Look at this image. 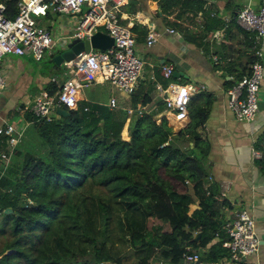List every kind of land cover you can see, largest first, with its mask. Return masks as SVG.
<instances>
[{
  "label": "trees",
  "instance_id": "obj_1",
  "mask_svg": "<svg viewBox=\"0 0 264 264\" xmlns=\"http://www.w3.org/2000/svg\"><path fill=\"white\" fill-rule=\"evenodd\" d=\"M0 3L8 16H16L18 0ZM205 3L159 0L163 19L187 41L207 48L206 37L226 22L218 14L211 16ZM229 6L230 23L244 31L236 22L244 5ZM200 12L208 13L204 28L189 29ZM53 63L63 72V65L55 59ZM47 90L55 93L57 86L52 83ZM200 95L191 98V122L176 132L165 116L156 118L148 111L129 116L104 104L83 101L70 115L58 114L52 121L25 109L42 142H27L23 151L17 148L14 153L22 156L21 162L0 168V264H180L187 246L206 247L214 237L220 239L211 248V260L229 255L215 194L192 216L190 199L183 195L187 182L200 183L209 176L203 159L209 145L197 129L205 124L213 100L210 94L201 105ZM132 105H151L141 81ZM158 106L165 108L161 100ZM129 118L127 132L123 129ZM7 141L0 136V160ZM259 164L264 173V155ZM8 208L13 212L5 213ZM152 220L160 224L149 226ZM196 231L201 233L198 242Z\"/></svg>",
  "mask_w": 264,
  "mask_h": 264
},
{
  "label": "crops",
  "instance_id": "obj_2",
  "mask_svg": "<svg viewBox=\"0 0 264 264\" xmlns=\"http://www.w3.org/2000/svg\"><path fill=\"white\" fill-rule=\"evenodd\" d=\"M238 3L245 6L249 0H215L206 8L211 16L218 14L226 22L221 39L214 38V31L206 37L204 42L209 43L207 48L203 45L198 46L193 41H187L179 30L168 24L161 14L159 0H134L132 5L127 4L121 8L120 17L124 24L132 28L137 27L133 31L137 40V53L145 62L141 82L143 91H146L151 98V105L145 107L146 111L156 113V118L164 117L166 114L164 108L158 106V101L163 99L158 97L155 80L151 79L152 75H155L156 80L162 83L158 78H163L161 66L164 64L170 63L174 66L176 75L173 74V82L170 83L206 86V90L200 92L201 95L197 99L199 104L203 105L205 98L210 94L212 96L209 116L205 124L197 129L209 145L203 157L209 176L200 183L187 182V192L183 195L190 199L189 216L201 210V202L207 200L211 192L215 194L217 207L220 209V224L224 225L227 220L234 218L241 208L248 209L255 218L261 245L257 253L246 257L241 264H264V173L259 164L264 155V148H257L258 145L264 147V78L259 91V111L254 121L237 120L228 105L227 89L238 82L241 75L248 73L251 62L255 60L254 49L251 47V39L254 35L249 32L245 34V30L239 31L233 23H230L229 4L234 6ZM49 16L53 15L47 17ZM207 16L208 13L204 16L200 12L193 24L189 25V29L194 31L203 29L202 23L207 20ZM50 27L59 34L58 30L60 28L64 30L67 26L62 23L61 26L56 27V22L52 20ZM226 28L229 29L228 32ZM171 29L174 32H170ZM151 33L156 35L155 42L148 40V35ZM261 45L264 48V40ZM55 57L54 52L48 53L41 60L44 63L51 62L50 71L49 67L46 69V64L45 67L43 65L40 68L33 67V61L38 60L31 54H6L1 58L0 67L5 73L6 86L0 94V99L4 98L3 102L8 114L0 115V128L8 125L24 129L30 124L26 119L25 109L31 110L30 105L34 103L36 95L47 90V87L53 83L52 78L58 77L60 80L64 78V72L58 71L53 65ZM84 83L80 93V104L84 101L87 102L86 105L96 103L110 108L109 102L115 98L117 107L113 110L133 108L132 95L121 92V101H118L115 96L118 90L110 84ZM91 87L93 88L89 89L88 93L84 91L85 88ZM190 122L189 116L185 126L173 129L175 132L180 131ZM123 130H127L126 127ZM256 152L258 156L255 155ZM14 154L10 162L12 167L20 160V156ZM2 165L4 166L5 163L0 160V168ZM198 232L200 231H196ZM219 239L220 237H214L206 247L193 248L201 258L189 264H237L227 260L228 254H223L217 260H211L215 256V253L211 255V248L219 242ZM216 252L219 250L217 249Z\"/></svg>",
  "mask_w": 264,
  "mask_h": 264
},
{
  "label": "built area",
  "instance_id": "obj_3",
  "mask_svg": "<svg viewBox=\"0 0 264 264\" xmlns=\"http://www.w3.org/2000/svg\"><path fill=\"white\" fill-rule=\"evenodd\" d=\"M134 0H18L15 17L6 13V5L0 3V60L6 54H31L38 61L45 58L47 50H65L73 40L90 39L95 33L103 31L114 38L113 47L106 50L92 49L81 52L75 59L63 62L64 78H52L57 86L55 93L48 90L39 92L31 111L40 120L52 121L58 113L55 106L67 110H76L80 104V93L83 83H110L119 91L132 95L137 89L145 62L137 53V40L132 27L121 21V8ZM208 8L215 0H205ZM65 15L72 22L67 35L59 34L50 26L42 25L36 18L48 15ZM215 15V13H212ZM236 21L245 31L254 35L255 60L250 65V73L227 89L228 105L237 120L252 122L259 111V91L264 78V0L255 7L250 0L237 13ZM170 32H174L171 29ZM224 35V28L214 32L219 40ZM150 42H155L156 35H148ZM53 53V52H50ZM163 79L170 80L174 74L173 64L161 66ZM155 88L158 97L164 101L165 117L172 128L179 129L189 119L191 98L206 86L202 84H175L164 86L155 75ZM85 85V83H84ZM6 86V77L0 67V94ZM111 109L117 107V101L109 102ZM129 116L142 115L145 107L126 109ZM25 128L6 126L0 128V136H7V146L1 152L5 167L11 162L12 155L22 141ZM255 155L258 156L256 152ZM31 204V200H28ZM228 239L223 246L228 249L227 260L241 264L248 256L259 251L261 239L256 229L254 216L246 208H241L223 225ZM218 235V233H217ZM201 255L192 246H187L182 264L198 261Z\"/></svg>",
  "mask_w": 264,
  "mask_h": 264
},
{
  "label": "rangeland",
  "instance_id": "obj_4",
  "mask_svg": "<svg viewBox=\"0 0 264 264\" xmlns=\"http://www.w3.org/2000/svg\"><path fill=\"white\" fill-rule=\"evenodd\" d=\"M155 1V0H154ZM250 1V0H249ZM252 2H253V5L255 6V7H257V5H259L260 4V2H261V0H251ZM37 19V21H39L42 25H46V26H50L51 25V21L52 20H54L55 22H56V27H59V26H61L62 25V23H64V25L65 26H67L66 28H64V30L62 29V28H60L58 31H60L61 32V34L63 35V36H65V35H67V30L68 29H70L71 27H72V22L71 21H69V19H67L66 17H64L62 14H60V15H56V16H49V17H41V18H36ZM54 27V26H53ZM68 28V29H67ZM67 29V30H66ZM60 51H63V49H60ZM50 52H54L55 54H57L58 53V50H51V49H48L47 50V54L48 53H50ZM45 64H46V69H48V67H49V71L51 70V68H52V65H51V62H49V63H44V62H42V61H33V64H32V66L33 67H35V66H38L39 68H40V66L41 65H43L44 67H45ZM158 79H160L161 81H162V83L165 85V86H167L170 82H173V79H170V80H165V79H163V78H158ZM108 84H110V83H108ZM86 85V84H85ZM111 85V84H110ZM112 86V85H111ZM113 87V86H112ZM93 87H91V88H88V89H86L85 88V92L86 93H88V91H89V89H92ZM115 88V87H114ZM116 89V88H115ZM116 90H118V89H116ZM261 91V90H260ZM120 93V94H119ZM121 91H119L118 90V93H115V96H116V98H117V100L118 101H121ZM90 95V94H89ZM259 95H260V92H259ZM3 99L4 98H2V99H0V115L2 114V116H4V115H7L8 113H6V106H5V104H4V102H3ZM107 99V96H106V98H105V100ZM16 110H18V109H16ZM115 111H119L118 109H116ZM126 111V110H125ZM17 116H19V115H17ZM128 122V123H127ZM127 125L125 126L126 127V129H127V131H128V124H129V120H127ZM0 123H1V117H0ZM171 126V125H170ZM125 127H124V129H125ZM172 127V126H171ZM26 136V137H25ZM122 136H123V138H125V139H129V136H128V134H127V136L126 135H124V131H123V133H122ZM24 137H25V141H24V145H23V143H21V142H18V144H17V147L16 148H19V149H21L22 151H23V149L25 148L24 146H25V144L27 143V142H37V141H40V142H42V139H41V137L38 135V133L36 132V130H35V128L33 127V125L30 123L28 126H26V128H25V133H24ZM24 137L22 138V140L24 139ZM177 145H179V143L177 142ZM24 147V148H23ZM14 155H16V154H14ZM15 160H18V158H15ZM21 160H22V156H20V160L18 161V162H21ZM153 224H160L159 223V221L158 220H152L151 222H149V226H152ZM158 262V261H157ZM115 262H105V264H114Z\"/></svg>",
  "mask_w": 264,
  "mask_h": 264
},
{
  "label": "water",
  "instance_id": "obj_5",
  "mask_svg": "<svg viewBox=\"0 0 264 264\" xmlns=\"http://www.w3.org/2000/svg\"><path fill=\"white\" fill-rule=\"evenodd\" d=\"M115 41L114 38L108 35L103 31H99L95 33L90 39L85 40H78L75 39L71 43L68 44V47L63 50L60 54L55 57V62L58 65H62L64 61H70L75 59L78 54L81 52H90L92 49H99V50H106L113 47ZM176 74H174L175 76ZM33 104L30 105V109L32 108ZM55 111L61 116H68L70 115V111L62 108L61 106H55ZM13 209L8 208L5 210V213H12ZM201 233L198 232L194 236V241L198 242L200 240ZM11 252V251H10ZM9 253V252H7ZM184 260L180 262L182 264ZM157 264H161L157 262ZM169 264V263H166Z\"/></svg>",
  "mask_w": 264,
  "mask_h": 264
},
{
  "label": "clouds",
  "instance_id": "obj_6",
  "mask_svg": "<svg viewBox=\"0 0 264 264\" xmlns=\"http://www.w3.org/2000/svg\"><path fill=\"white\" fill-rule=\"evenodd\" d=\"M130 121V120H129Z\"/></svg>",
  "mask_w": 264,
  "mask_h": 264
}]
</instances>
